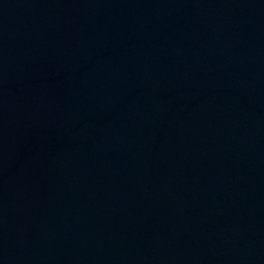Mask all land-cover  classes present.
Wrapping results in <instances>:
<instances>
[{
    "label": "water",
    "instance_id": "obj_1",
    "mask_svg": "<svg viewBox=\"0 0 264 264\" xmlns=\"http://www.w3.org/2000/svg\"><path fill=\"white\" fill-rule=\"evenodd\" d=\"M0 264H264V0H0Z\"/></svg>",
    "mask_w": 264,
    "mask_h": 264
}]
</instances>
